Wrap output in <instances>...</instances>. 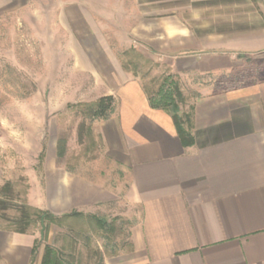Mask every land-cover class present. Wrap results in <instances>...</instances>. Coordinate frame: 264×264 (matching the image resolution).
Listing matches in <instances>:
<instances>
[{"label":"crops","instance_id":"0c3cea01","mask_svg":"<svg viewBox=\"0 0 264 264\" xmlns=\"http://www.w3.org/2000/svg\"><path fill=\"white\" fill-rule=\"evenodd\" d=\"M129 3L0 0V19L17 13L21 21L37 22L38 36L70 37L73 46L78 38L113 37L116 52L125 51L126 36L145 34L142 41L159 50L156 26L127 25L129 12L134 21L143 18L141 0L127 8ZM197 11L182 17V27L165 28L169 73L181 82L239 69L253 76L243 83L236 75L228 89L212 80L194 84L191 147L182 146L168 113L149 106L140 82L115 70L103 47L78 42L81 52L90 53L95 83L105 87L100 94L114 97L113 113L98 121L99 133L104 154L128 180L123 201L137 209L129 217V249L104 264H264V0H198ZM257 56L263 57L255 61ZM53 180L48 210L56 214L118 200L113 191L71 173ZM10 242L9 250H0L7 264H27L28 241L16 235Z\"/></svg>","mask_w":264,"mask_h":264},{"label":"rangeland","instance_id":"374dc122","mask_svg":"<svg viewBox=\"0 0 264 264\" xmlns=\"http://www.w3.org/2000/svg\"><path fill=\"white\" fill-rule=\"evenodd\" d=\"M197 8L198 0H141L142 20L134 21L132 12L127 14L129 28L140 23L156 26L154 40L159 50L142 41L145 34L123 38L126 49L119 52L113 37H83L78 42L82 41L85 47L95 44L103 47L111 55L117 72L137 79L144 89L154 92L160 80L170 74L166 62L172 54L162 49L165 28L182 27V17L187 20L192 14L196 16ZM19 17L17 13H3L0 19V189L7 183L12 188L4 199L8 208L0 213L10 219L9 222L0 219V236L7 239L0 241V250H9L10 238L19 235L29 244L27 264H40L46 246L59 253L67 264H104L105 259L129 249V217L137 211L123 201L128 180L121 168L104 154L99 122L87 123L92 136L85 130L80 140L78 137L84 105L101 97L105 87L95 83L96 73L89 67L90 53L81 52L78 42L73 46L70 37L38 36L33 29L37 22L21 21ZM73 48L79 51L72 52ZM92 55L95 61L96 55ZM262 57L257 56L255 61ZM121 61L132 63L129 71L123 69ZM257 71L259 68L254 69V73ZM236 75L238 82L243 83L247 81L246 75L248 80L253 76L246 74L245 69L224 77L189 75L183 82L173 75L185 98L181 112H189L196 95L192 91L194 84L204 85L212 80L216 85L220 83L218 87L228 89L237 83ZM220 77L223 79L218 81ZM60 140L65 142L62 158L57 157ZM64 172L113 191L118 200L112 205L92 206L83 213L49 211L54 204L53 178ZM23 203L56 217L79 215L51 225L44 238L39 223H34L26 234H17L8 227ZM19 246L14 243V248ZM0 264H7L1 254Z\"/></svg>","mask_w":264,"mask_h":264},{"label":"trees","instance_id":"16d2710c","mask_svg":"<svg viewBox=\"0 0 264 264\" xmlns=\"http://www.w3.org/2000/svg\"><path fill=\"white\" fill-rule=\"evenodd\" d=\"M125 54V53H124ZM123 69L129 71L131 62L121 61ZM136 73V72H135ZM134 73V75H135ZM143 88V87H142ZM180 84L171 74L163 77L154 92L143 91L147 97L149 106L155 110H161L168 113L171 117L177 136L183 147H191L194 144L192 135V106L189 107V112L182 113L181 106L185 104V98L180 91ZM115 100L111 95H104L96 99L94 102L84 105V109L80 113L82 115V122L79 124L78 137L86 130L89 136L93 135L92 129L87 123H92L100 120H107L114 111ZM102 140V139H101ZM64 140L58 142L57 157L62 158L64 153ZM101 147V145H99ZM12 191L9 183L5 184L0 189V213L6 210L7 204L4 199ZM18 216L10 221L8 230L17 234H26L28 229L34 224H41V231L43 238L46 237L47 230L51 225H58L62 219L72 216H78L77 213L66 214L63 217H56L48 211L38 210L23 203L17 208ZM0 219L9 222V218L0 214ZM40 264H67L51 247L46 246L41 258Z\"/></svg>","mask_w":264,"mask_h":264}]
</instances>
